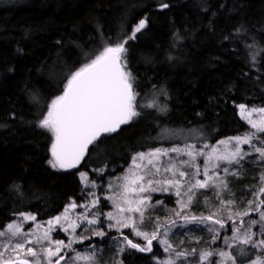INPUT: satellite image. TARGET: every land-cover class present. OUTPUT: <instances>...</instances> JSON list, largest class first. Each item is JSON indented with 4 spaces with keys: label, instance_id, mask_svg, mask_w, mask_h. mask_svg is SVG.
Returning <instances> with one entry per match:
<instances>
[{
    "label": "trees",
    "instance_id": "trees-1",
    "mask_svg": "<svg viewBox=\"0 0 264 264\" xmlns=\"http://www.w3.org/2000/svg\"><path fill=\"white\" fill-rule=\"evenodd\" d=\"M140 20L146 26L128 39ZM123 40L141 114L98 139L76 169H54V136L40 120L75 72ZM240 105L264 107V0L0 1V230L21 214L46 222L83 204L81 173L91 182L113 179L137 153L163 147L167 134L196 130L213 144L244 135ZM254 167L229 179V196L243 206L258 187ZM201 200L193 206L197 217ZM150 214L171 217L162 208ZM124 236L142 245L126 232L84 247L103 246L96 252L108 264L115 262L114 241ZM159 239L149 252L127 246L117 264H164ZM207 243L205 237L180 248L198 251Z\"/></svg>",
    "mask_w": 264,
    "mask_h": 264
},
{
    "label": "snow or ice",
    "instance_id": "snow-or-ice-1",
    "mask_svg": "<svg viewBox=\"0 0 264 264\" xmlns=\"http://www.w3.org/2000/svg\"><path fill=\"white\" fill-rule=\"evenodd\" d=\"M145 26V20H140L128 39H135L136 33ZM126 43L127 40H123L114 46L105 47L95 59L75 72L68 80L63 94L51 102V106L47 109V115L40 120L39 127L51 132L55 138L52 144L53 160L49 161L53 168L57 166L61 169L76 167L86 153L88 146L98 140L102 134L117 131L120 125L129 123L134 117L141 114L137 110V93L133 89L131 73L126 70V63L123 62V54L127 52ZM240 108L243 113L245 106L240 105ZM253 112L262 114L261 119L259 121L249 120L248 123L256 132L264 133V108L250 109L248 115L250 116ZM254 138V136L229 138L227 141H220V144L225 146L223 151L214 147L208 153L197 150L196 145L191 143L185 144L183 147H157L148 152L137 153L132 158V168L129 169L128 174L121 178L123 183L120 185L121 190L117 194L118 199L108 197L117 209L115 215L112 212L107 213V219L115 221V224H109L108 227H131L136 236L142 237L146 241V245L141 247L124 236L123 239L127 245L139 251H151L153 241L158 240L161 236V225L157 223L156 228L151 232L142 231L139 228L137 221L139 224H143L146 218L145 210L151 199L142 194L173 191L178 198H181L178 200L180 208L174 213L177 218L185 222L180 225L181 227H187L189 224L204 225L207 231L212 233L211 239L214 243L219 238V229L225 227V219L221 218V211L224 210L227 213L226 220L232 221L234 225L231 241L245 246L250 245L252 248L264 249V239L254 240L255 233L252 232V227L258 223L264 228V211L260 212L259 220L248 221L246 228L243 221H241L240 226H235L236 221L233 219L234 216H248L250 211H258L260 207L264 206V201L259 200L260 194H264V175L260 178L262 186L254 194L257 198L256 207H252L254 201L250 200L248 208L233 212L232 206L236 202L231 199L225 201L221 195L222 192L228 190L227 182L223 178L209 174L210 171L220 168L221 164L239 165L240 161L248 155L242 151L240 145L250 144ZM233 142L235 147L229 148L228 146ZM203 147H207V145ZM254 150L259 154L260 159L264 160V148L254 147ZM173 153L175 157L171 156ZM198 156L204 157L203 170L196 163ZM164 157L168 159L162 160ZM180 157H187V159H180ZM185 169H193L194 171L189 172ZM223 171L229 172V167H224ZM162 172L171 175H165L163 179L156 178ZM201 175L204 177L203 180L196 179ZM186 177L190 178L185 181ZM81 178L87 183L86 174L81 173ZM185 183L187 184L186 187ZM200 189H212L222 207L210 212L207 216L182 215L184 209L196 198ZM93 195L95 194L93 193ZM182 197H187V199L184 200ZM96 203L98 201H92L91 206L95 207ZM69 207L75 209L78 205L73 203ZM80 207L88 208V205H80ZM67 211L68 209H65L63 217L57 216L53 220H49L47 222L49 228L44 231L42 237H36L35 241L31 239L33 233H23L18 224L9 223L7 231L0 230V237L5 238V242L0 245V249H2L0 250V264H61V260L64 259L61 252L64 248L72 250L73 243L82 242L88 238L83 235L75 236V229L80 227V224L71 220ZM124 213H128V215L125 216ZM133 214H136L135 218ZM21 215L25 220H35V217L30 214ZM62 219L67 222V227L60 223ZM78 219L86 221L89 226L99 223L97 214H93V217L89 219L85 213ZM176 223L175 219L167 221L165 231L162 234L163 238L159 239V243L165 246L166 252H174V257L165 260L164 264H176L178 260H186L189 255H196L195 249L191 252L177 251L167 239L169 229ZM57 225L65 233L72 229V235L67 244L63 240H53L51 232ZM217 225L219 228L216 227ZM39 227L40 225H37V228ZM242 228L243 231H241ZM84 231L87 232L89 229L85 228ZM117 231H119V227H117ZM91 233L100 237L106 235L104 230L96 228H92ZM19 237L23 238L18 239ZM224 242L232 246L229 239H225ZM32 244L38 247L26 246ZM7 252H14L16 256L6 258ZM214 255L221 258L219 264H228L229 261L231 264H236L233 254L223 250H204L199 253V258L201 262L206 261L207 264H213L210 257ZM53 257L56 259L53 260ZM73 259L77 262L83 261L85 264H95L94 254L77 253ZM253 264H264V258H258Z\"/></svg>",
    "mask_w": 264,
    "mask_h": 264
},
{
    "label": "rangeland",
    "instance_id": "rangeland-1",
    "mask_svg": "<svg viewBox=\"0 0 264 264\" xmlns=\"http://www.w3.org/2000/svg\"><path fill=\"white\" fill-rule=\"evenodd\" d=\"M1 2H6V1H11V0H0ZM264 108V107H263ZM250 109H253L251 107H246L245 106V111L242 113L240 106L238 107V115L240 117V119L245 122L248 126H249V131L247 133H245L244 135L240 136V137H244V136H254L255 138L252 139L250 144H241L240 147L242 149V151L244 153H248V155H246L244 157L243 160L240 161L239 165L233 164L231 166H228L226 164H221L220 168L218 169H214L212 171H210V175H214L220 178H223L228 185V190L222 192V198L227 201L229 199L234 200L236 203L232 206V210L233 212L239 210V211H243L244 209L248 208V202L250 200L254 201L253 203V208L256 207V203L255 201L257 200L256 196L254 195L255 193H257L260 189V187L262 186V182H261V176L264 175V160L260 159L259 154L255 152L254 147H261L264 148V133H258L256 132L255 129L252 128V126L248 123L249 120H253V121H259L261 119V115L260 113H256L253 112L251 113V115H248V111ZM256 109H260V108H256ZM163 140V147H173V146H179V147H183L185 144L191 143V144H195L197 147V150H202L204 153H208L212 150V148L216 147L219 148L221 151L224 150V145H221L220 142L217 143H211L210 141H208L207 139H205V137L198 131L196 130H189V131H176L171 134H167L165 136H163L162 138ZM55 140V138H54ZM229 139H225L222 141H227ZM204 145H207V147H203ZM229 148H234L235 147V143L233 142L232 144H230L228 146ZM172 157H175V154H171ZM168 158L164 157L162 158V160L166 161ZM180 159H187V157H180ZM53 160V159H52ZM146 163V162H145ZM197 164H199L201 166V170H203V165H204V157L202 156H198L197 157ZM254 165L256 172H257V179H256V183H257V188L256 189H251V191L248 192L247 194V198L245 200L246 205L243 206L242 202L236 201L235 199H232V195L229 196L230 194V190H229V179L231 177H235L236 179H239L241 177V173L243 171V169L247 166V165ZM224 167H229V172L225 173L223 171ZM261 167V168H260ZM132 168V163L130 164V166L124 171L123 174L107 180L106 182H91L88 177H87V183L82 180L81 178V174H80V179L83 183V186L85 187V192H86V197L87 200L81 204V205H88V208L85 207H80V205H78V207H76L75 209H72L70 207H68V211H67V215L71 220H75L78 224H80V227L75 229V236H86L88 237L87 239H84L82 242H76L72 244V250H69L68 248H64L61 252V255L64 256V259L61 260V264H85V262L83 261H74V257L76 256L77 253L80 254H94L95 256V264H103L101 262H99L101 259L98 256V248L103 249V246H87L84 247L87 242H91L94 241L95 239L99 240L100 242H103L107 237L111 236V235H117V234H125L126 232L130 233V235H132L135 239L139 240L142 242L141 247H144L146 245V241L139 236H136L135 233L132 231L131 227L128 228H124L122 226H117L119 227V231H117V227H113V228H109L108 225L109 224H115V221H109L107 219V213L112 212L114 215L117 214V209L114 207L112 200L108 199V197H113L118 199V193L120 192V185L123 183V180L121 179L123 176H125L126 174H128L129 169ZM54 169H61L59 166H57ZM186 171H194L193 169H185ZM235 173V174H233ZM85 174V173H84ZM165 175L170 176V173H161L160 176L156 177L158 179H163ZM190 177H186L185 181H187ZM196 179H201L203 180L204 177L203 175L196 177ZM253 179V180H255ZM218 182V181H217ZM187 186V184L185 183V187ZM259 188V189H258ZM93 193L95 195H93ZM144 196L150 197V201H149V206L147 207V209L145 210V220L143 222V224H139L138 226L142 231H147V232H151L153 231L156 226L157 223H159L161 225L160 229L163 230V232L165 231V223L167 221H169L170 219H175L176 220V225L172 226L169 229L168 232V237L167 239L169 240L170 243H172L174 249H176L177 251L179 250H184L187 252H191L193 249L196 250V246H192V248H188L186 247V249H181L183 248L184 245L186 244H202L203 239L205 237H208V243L206 244L207 246L200 249V250H196V255H189L187 257V259H181L178 260L176 262V264H207V262H201L200 258H199V253L204 251V250H216V251H226L229 252L231 254H233L236 264H253L254 261H256L258 258H264V249L262 248H252L250 245L245 246V245H241L238 242H233L230 240L231 236L233 235L232 233V228L234 227L232 221H228L226 220V211L222 210L221 211V218L225 219V227L223 229H219V238L213 243L212 242V233H209L206 229V227L204 225H192L189 224L187 225V227H181L180 225H183L185 222L183 220H181L180 218H177L175 216V210H178L180 208V204L178 203V200L181 198H178L173 191L170 192H148V193H144L142 194ZM264 195V194H263ZM202 197L201 200V209L202 213H200L199 216H201L204 212H206L208 215L210 214V212H214L216 211L218 208H221L222 206L219 203V200L216 199V196L214 195V192L212 189H200L197 192L196 198L192 201V203L186 207L184 209V211L182 212V215L184 214H188L189 216L195 215V212L193 211V206L198 202L199 197ZM166 197H171L174 199V202L172 203H167L165 204V198ZM184 200L187 199V197H182ZM261 198V194L259 196V200ZM98 201V203H96L95 207H92V201ZM102 200L106 201V204L103 206L102 205ZM157 201H159V203H157ZM264 201V197L263 200ZM218 203V204H217ZM162 208L165 209L166 211H170L171 212V217H169V219L164 222L161 221L159 218H157L155 215L150 214V212H156L157 209ZM264 211V206L260 207L258 211H250V214L248 216L245 217H237L234 216L233 219L236 221L235 226H240L241 221H243L244 223V227H247V222L250 220H259V215L260 212ZM87 213V216L89 219H91L93 217V214H97L98 215V219H99V223H97L96 225H92L89 226L87 225L86 221H83L81 219H78V217L82 216L83 214ZM24 215H28V214H24ZM65 215V211L63 214H61L60 216L63 217ZM123 215L127 216L128 213H124ZM136 214H133L134 218H135ZM33 216V215H31ZM207 216V215H206ZM35 217V216H34ZM53 220V219H52ZM48 221L46 222H38L36 217L35 220H25L23 218V216H20L18 218L17 221L13 222L14 224H18L20 225L22 232L23 233H33L31 239L33 241H35L36 237L43 236V233L45 230H47L49 228V225L47 224ZM61 224H63L65 227H67V222L64 221L63 219L60 221ZM37 225H40L39 228H37ZM217 228H219V226H216ZM85 228H88L89 231H84ZM92 228H96V229H101L104 230L106 232V235H104L103 237L100 236H95L92 235L91 233V229ZM190 229H194L191 230ZM7 231V228L4 230ZM241 231H243V228L241 229ZM162 232V234H163ZM252 232L255 233V235L253 236L254 240H261L264 239V228L261 227V225L258 223L256 225H254L252 227ZM161 234V236L159 238H163V235ZM72 235V229H69L68 233H65L58 225L54 226V230L51 232V236L53 238V240H63L65 242V244H67L69 242L70 236ZM23 237H19L18 239H22ZM123 239V238H122ZM122 239H118L115 240L114 242L116 243V246H114L115 248V262H110L108 264H117L121 262V255L122 253H124L125 249L127 248V243L122 240ZM225 239H229V243L232 246H229V244H225ZM198 241V242H197ZM5 242V238L0 237V245H2ZM15 242V241H13ZM154 243L156 242V240L153 241ZM114 243V244H115ZM180 243V244H178ZM178 244V245H177ZM184 244V245H183ZM160 247L163 249V251L166 254V259H169L171 257H174V252L172 251H165V246L160 244ZM182 245V247L180 248V246ZM28 247H38L35 244L32 245H26ZM111 246V245H110ZM108 246V248L110 247ZM153 246V244H152ZM178 248V249H177ZM79 249V250H76ZM121 249H123L121 251ZM2 250V249H0ZM98 251V252H96ZM149 252V251H147ZM15 257L16 253L14 252H7L5 254V257ZM31 259V257H29ZM56 257H53V260H55ZM220 257L218 255H214L212 257H210V260L213 262V264H219L220 262ZM164 260V261H165ZM163 261V262H164ZM105 264V263H104ZM228 264H231V262L229 261Z\"/></svg>",
    "mask_w": 264,
    "mask_h": 264
},
{
    "label": "water",
    "instance_id": "water-1",
    "mask_svg": "<svg viewBox=\"0 0 264 264\" xmlns=\"http://www.w3.org/2000/svg\"><path fill=\"white\" fill-rule=\"evenodd\" d=\"M128 125H129V123L122 124V125H120V127L117 129V131L112 132V133H104V134H102V135L100 136V138H101L102 136H105V135H109V134L117 133V132H119L121 129H123L124 127H126V126H128ZM100 138H99V139H100ZM96 141H97V140H96ZM96 141H95V142H96ZM95 142H94V143H95ZM94 143H92V144H90V145L88 146V149H87L86 153L84 154L83 158L81 159V161L79 162V164H78L76 167H74V168H68V169H76L77 167H79V165L82 163V161L84 160V158L87 156V154L89 153V151H90V149L92 148V146L94 145Z\"/></svg>",
    "mask_w": 264,
    "mask_h": 264
}]
</instances>
